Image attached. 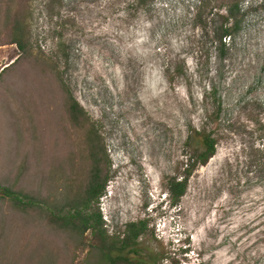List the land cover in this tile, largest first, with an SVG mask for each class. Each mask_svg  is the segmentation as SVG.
<instances>
[{"label":"rangeland","instance_id":"374dc122","mask_svg":"<svg viewBox=\"0 0 264 264\" xmlns=\"http://www.w3.org/2000/svg\"><path fill=\"white\" fill-rule=\"evenodd\" d=\"M197 5L0 0V185L33 203L0 198V264H112L99 234L59 219L96 172L103 191L85 212L103 235L120 245L145 223L120 264H264V0H243L221 56L225 8L200 21ZM195 131L215 153L177 202L168 185L202 149L187 143Z\"/></svg>","mask_w":264,"mask_h":264},{"label":"trees","instance_id":"16d2710c","mask_svg":"<svg viewBox=\"0 0 264 264\" xmlns=\"http://www.w3.org/2000/svg\"><path fill=\"white\" fill-rule=\"evenodd\" d=\"M53 0H48L52 2ZM156 0H132L133 5L136 7H146L152 5ZM212 0H198L196 16L197 19L202 21V14L204 10L210 6L209 12H212L215 7L219 8L223 6L225 8V14L220 15L223 19L220 24L215 27L214 33V43L218 54L221 56L226 45L231 41L232 36L238 32L241 28L242 22V2L243 0H227L225 3H218V5H211ZM26 25L24 21L20 18H16L14 24L12 25V39L11 43H14L20 51L26 50L25 35L27 33ZM78 103L73 102L71 108H77ZM196 139L198 146L202 147L200 151H197L194 163L190 165L186 164V169L184 175L174 181H170L168 188L172 195L173 200H180L181 196L184 194L188 178L197 164H205L207 160L215 153L216 140L211 136L210 133H205L202 131H195L194 135H188L187 143H190L193 139ZM193 142H195L193 140ZM98 178V172L94 174V179L89 186L87 191V196L82 202L78 204L71 205L68 212L59 217L65 226L69 227L73 231L78 233H84L89 230L93 235L99 234L102 240L100 246L103 257L112 264H120V262L128 263L129 259L126 256L125 249L135 243L136 238L139 233L145 228L144 222L139 223H129L125 229V237L121 240L120 245H117L113 240H109L103 235V230H101V215L99 213H88L85 209L89 206L90 202L97 199L103 191V183H99L96 179ZM0 198L8 199L15 205H22L25 207H32L31 199L29 196L21 194L20 192L11 190L10 188L0 185ZM33 200V199H32ZM34 201V200H33ZM54 221L55 219H51ZM130 252H136L137 249L131 247ZM117 252L118 254L113 256L112 253ZM145 264V263H140Z\"/></svg>","mask_w":264,"mask_h":264}]
</instances>
